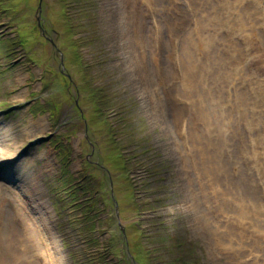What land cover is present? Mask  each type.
<instances>
[{"label": "rangeland", "instance_id": "374dc122", "mask_svg": "<svg viewBox=\"0 0 264 264\" xmlns=\"http://www.w3.org/2000/svg\"><path fill=\"white\" fill-rule=\"evenodd\" d=\"M41 1L0 0V224L14 180L64 264H264V0ZM61 173L100 188L96 230Z\"/></svg>", "mask_w": 264, "mask_h": 264}, {"label": "bare ground", "instance_id": "6f19581e", "mask_svg": "<svg viewBox=\"0 0 264 264\" xmlns=\"http://www.w3.org/2000/svg\"><path fill=\"white\" fill-rule=\"evenodd\" d=\"M185 70L190 74L187 75L189 79L196 77L195 74L192 75L190 64L185 65ZM7 147L8 145L3 144L0 139L1 158L11 156L9 155ZM203 151L205 153L207 152L206 150ZM204 160L203 158L201 164L205 166ZM23 191L26 193L25 190ZM6 195L8 194L6 193ZM14 196H16L15 199L20 205L18 208H8L5 214L8 215L9 221L4 220V222L0 224V264H36L34 260L31 259L30 254L34 249L39 250V253H42L44 256L53 258V263L59 260L60 262L58 261V263L60 264L62 259L59 255L58 247L56 246L57 240L51 227L50 215L46 210H39L37 216L30 215L25 209L26 201L22 195L19 192H15ZM18 221L19 223L17 224Z\"/></svg>", "mask_w": 264, "mask_h": 264}, {"label": "trees", "instance_id": "16d2710c", "mask_svg": "<svg viewBox=\"0 0 264 264\" xmlns=\"http://www.w3.org/2000/svg\"><path fill=\"white\" fill-rule=\"evenodd\" d=\"M98 102H99V104L101 103V106H102V105H103V106H104V105L108 106V103H107L108 101L105 102V103H104V102H101V101H98ZM110 105H111V104H110ZM91 185H92V183L89 182V186H91ZM160 241H161V240H160ZM178 244H180V246L177 247V250H178L179 252L183 253L184 255H185L187 252L189 253V249H188L187 246H185L184 244H182V243H180V242H179ZM153 249H154V248H153ZM159 249H160L159 247H155V250H156L157 253L160 251ZM177 250H176V251H177ZM157 253H156V257H157V255H158ZM183 254H182V255H183ZM158 256H159V255H158ZM161 256H162V255H161ZM161 256H160V257H157V258H156V257H155V258L153 257V258H154V261H153L154 264H160L158 261H162V262L164 261V260H158L159 258H161ZM163 264H165V263H163Z\"/></svg>", "mask_w": 264, "mask_h": 264}]
</instances>
